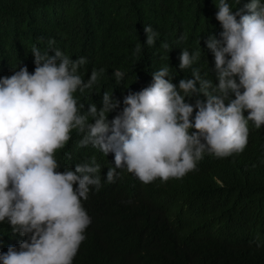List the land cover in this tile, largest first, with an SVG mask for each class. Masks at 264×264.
<instances>
[{
    "label": "clouds",
    "instance_id": "clouds-1",
    "mask_svg": "<svg viewBox=\"0 0 264 264\" xmlns=\"http://www.w3.org/2000/svg\"><path fill=\"white\" fill-rule=\"evenodd\" d=\"M214 3L180 73L145 60L126 79L111 56L100 68L73 42L35 32L15 55L0 51V223L26 237L0 250V264H74L93 189L117 188L133 205L155 188L199 184L201 163L245 169L260 153L264 0ZM144 32L155 45L159 32Z\"/></svg>",
    "mask_w": 264,
    "mask_h": 264
},
{
    "label": "trees",
    "instance_id": "trees-1",
    "mask_svg": "<svg viewBox=\"0 0 264 264\" xmlns=\"http://www.w3.org/2000/svg\"><path fill=\"white\" fill-rule=\"evenodd\" d=\"M216 11L214 0H0V51L15 55L35 32L73 42L100 68L111 56L126 79L145 60L180 73L182 48L199 47ZM144 24L159 32L155 45L144 43ZM165 43L172 48L160 57ZM200 167L199 184L155 188L133 205L122 190L93 189L83 201L92 223L74 264H264V148L245 169ZM25 238L0 223V250Z\"/></svg>",
    "mask_w": 264,
    "mask_h": 264
}]
</instances>
